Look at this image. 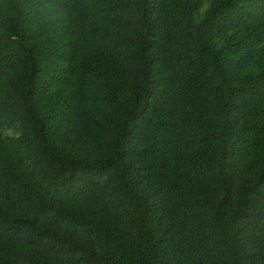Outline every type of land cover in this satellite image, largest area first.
<instances>
[{"label": "trees", "instance_id": "trees-1", "mask_svg": "<svg viewBox=\"0 0 264 264\" xmlns=\"http://www.w3.org/2000/svg\"><path fill=\"white\" fill-rule=\"evenodd\" d=\"M0 264H264V0H0Z\"/></svg>", "mask_w": 264, "mask_h": 264}]
</instances>
